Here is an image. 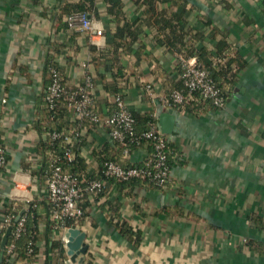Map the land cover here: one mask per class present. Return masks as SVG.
<instances>
[{
	"label": "crops",
	"instance_id": "0c3cea01",
	"mask_svg": "<svg viewBox=\"0 0 264 264\" xmlns=\"http://www.w3.org/2000/svg\"><path fill=\"white\" fill-rule=\"evenodd\" d=\"M62 1L0 0V134L8 161L0 175V264L6 258L1 248L8 231L3 229L6 210L20 213L29 200L42 198L34 184L45 159L40 142L48 139L38 122L49 68L58 65L62 81L75 87L82 81V63L90 66L101 115L113 112L115 87L131 110L150 113L160 128L161 117L172 112L171 131L165 134L177 160L166 188L143 184L117 204L105 203L119 195L116 182L106 183L102 198L90 202L78 224L88 246L83 264H264V0H183L191 20L209 19L217 38L226 39L246 62L226 106L197 116L162 104L160 96L179 84L181 70L177 53L157 44L153 25L142 27L145 50L118 56L116 65L103 54L107 33L115 30L107 5L99 0V16L93 18L105 35L104 41L97 38L98 46L86 33L57 27ZM138 7L127 1L125 16L131 18ZM158 8L171 12L170 5ZM53 42L59 48L54 54ZM147 84L155 89L152 97L145 92ZM65 118L74 120L75 115L67 110ZM92 132L79 151L98 173L100 161L91 144L99 149L111 141L103 130ZM147 153L141 148L131 159L117 153V163L140 165ZM17 191L27 202L14 197ZM117 222H127L141 233L137 247L120 234ZM48 239L45 229L33 264H53ZM15 261L27 264L26 259Z\"/></svg>",
	"mask_w": 264,
	"mask_h": 264
},
{
	"label": "built area",
	"instance_id": "2783aa9c",
	"mask_svg": "<svg viewBox=\"0 0 264 264\" xmlns=\"http://www.w3.org/2000/svg\"><path fill=\"white\" fill-rule=\"evenodd\" d=\"M61 5L57 10L61 12ZM69 29L75 32L88 34L92 41L101 46L97 38L104 41L105 35L103 29L98 25V21L87 16L85 13H73L65 15ZM180 65V82L183 85L182 90H173L160 96L162 104L166 108H178L181 112L185 106L194 100L201 102H210L214 107L222 109L227 104V99L223 96L221 90L214 83L209 72L202 68L196 58H189L184 54H177ZM80 75L82 81L75 87H68L61 79L57 69L51 67L48 71V81L44 87L43 101L48 104L50 109L57 108V102L62 103L68 110L73 112L75 119L83 121L89 120L87 128L78 126L72 131L73 138L64 137L66 143L73 146L75 142L81 143V138L88 133V130H103L111 141L112 148L119 150L123 158L131 159L132 153L137 149L150 147L151 154L147 153L146 158L140 165L132 164L129 167H123L114 161L103 162V175L105 179H90L85 173H69L63 169V161L72 162L76 154L72 148L64 149L63 153L45 152L44 163L39 170V184H34L35 191L42 190L40 202H46L50 207V222L53 228L51 241H60L68 251L67 244L69 239L66 236L72 227L78 228L79 221L84 218L85 212L82 207V201L86 192H90L92 197L90 202L95 204L93 196L99 195L106 188V183L110 180L114 182H125L131 179L149 180L154 186L165 188L171 180L172 170L167 165V149L169 139L162 132L159 125L153 124L149 130L141 135L137 134L135 128V119L133 113L125 100L116 96L113 104L116 109L112 114L99 115L92 108L96 105L95 84L90 73V66L82 63L80 66ZM155 89L151 84L145 86L147 96L152 97ZM199 96V97H196ZM42 124L41 118L39 121ZM41 134L50 137L51 141L60 139L62 135L53 132L46 134L41 129ZM132 145L136 146V150ZM88 159V158H87ZM94 162V160L92 161ZM6 146L2 135L0 134V175L7 167ZM89 163V159H88ZM96 168L98 165L93 164ZM17 187L19 186L16 184ZM38 186V187H37ZM14 197L18 200L27 202V197L20 196V193ZM29 203L35 201L29 200ZM30 206L24 207L20 213L6 210L3 219V229H11L9 243L5 247L6 259L12 264L17 259L16 241H18L27 232L28 210ZM68 219L71 225H65L64 220ZM32 250H29L31 252ZM64 264H76L71 261L67 254ZM83 264V263H82ZM85 264V263H84Z\"/></svg>",
	"mask_w": 264,
	"mask_h": 264
},
{
	"label": "trees",
	"instance_id": "16d2710c",
	"mask_svg": "<svg viewBox=\"0 0 264 264\" xmlns=\"http://www.w3.org/2000/svg\"><path fill=\"white\" fill-rule=\"evenodd\" d=\"M98 1L99 0H63L60 10L61 12L57 17V27L62 24L63 27L70 30L67 22L64 20V16L73 13H85L91 18H94V16L98 17L100 6ZM127 1L129 0H102V3L107 5V12L109 16L112 17L113 23L115 24V30L113 32L107 33L108 47L103 52L105 56L108 55V57H112L113 62L115 61V64L117 65L120 58L118 56L129 54L134 49H138V51L141 49L145 50L146 44L142 39V34L144 31L142 27L145 23H148L149 26L153 25L157 29L155 38L158 45L167 47L173 53H181L189 58H196L201 64L202 68L209 72V75L213 79L214 83L217 85V87H219L223 96L228 100L231 94V87L239 79L240 74L246 67V62L239 58L238 54L235 53L233 49H231V46L226 39L222 37L217 38V35L213 30L212 23L209 19H199L195 21L191 20V11L186 9L185 2L183 0H130L134 4L139 5V7L137 10H135L131 18H127L125 16V4ZM158 4H166L167 6L170 5L171 12L168 14L167 9H159ZM208 29H211L212 33L209 34L206 32ZM210 44L213 47H210ZM136 45L137 47H135ZM58 49L59 48L56 46V43L53 42V54ZM91 49L92 51L96 50L95 47H91ZM52 67L59 71L61 79H63L62 71L58 68V65H52ZM103 78L104 75L101 74V79L103 80ZM105 87L106 89L110 88H108L107 85H105ZM113 89L115 90V94L112 96V98L116 96L122 97L119 94L120 90L117 87ZM182 89L183 85L179 81V84L174 86V89L172 88L166 92ZM42 103L43 108L40 110L42 124L38 122V129L40 132L41 129L44 128V131H46L48 134L56 132L62 135L60 139H57L53 142L51 141L50 137H48L47 140L42 139L40 144L43 151H50V153L54 151L56 153L62 154L64 149L68 147L72 148L76 154V157L72 162L63 161V169L65 172H80L85 173L86 177L90 179H105L103 175V162H119L120 158L117 153L121 154V152L112 148L111 145L107 144L108 142L103 143L102 147L99 149L96 145L91 144V146H93L92 151L94 149L93 155H95L100 161L99 172L94 173L93 169L91 171V166L88 163V159L84 157V154H81L79 151H82V148L88 145L86 142L87 135L81 138V143L75 142L73 146L67 144L64 138H73L72 131L80 125L87 128L89 125V120L85 119L80 121L79 119L68 120L65 118L66 111L68 109L62 103V101L57 102V108L55 110L50 109L48 104H46L44 101ZM209 108L218 109L210 102H201V104H199L197 101H191L185 106V110H188L187 112L194 116L200 115L201 111H205ZM92 109L96 114L101 115L96 105H94V108ZM115 109L116 108L114 105L113 112ZM131 112L133 113L135 119V128L138 135H141L149 130L153 124H157L156 120L148 112L138 113L137 111L133 110H131ZM88 132H92V130H88ZM144 143L146 142L142 140V148ZM132 147L136 150V146L132 145ZM147 149L148 154H151L152 150L150 147H147ZM122 163L124 164V162ZM167 165L171 170L175 165H177V160L173 158L171 144L168 145L167 149ZM169 182L166 184L165 188L168 186ZM116 183L117 187L119 188V195L117 199L115 198L113 201L109 200L108 202H105L107 205H112L114 203L117 204V201L121 200L125 196L133 195L135 190H137L138 187L143 184H146L149 187L153 186L155 188L162 189L161 187L154 186L153 183H151L148 179H131L129 181ZM102 195L103 193L97 195V199L100 200ZM91 197L92 194L90 192H86L84 195L81 204L85 213L91 204ZM93 197L94 199L96 198V196ZM105 203L101 204L102 207L105 205ZM29 206L30 208L27 212V232L18 241H16V251L18 253L17 259H26L27 264H33L36 261V256L40 252V243H42L44 240L45 229L47 235L48 220L45 218V215L47 216L50 207L46 202L38 201L30 203ZM113 210L114 212L118 211L117 209V211L115 209ZM64 222L65 225H71L72 223L68 219H65ZM115 224L118 227L120 234L132 242L133 245L137 247L140 244L142 235L139 231L134 230L133 227L127 222H122L121 224L117 222ZM48 228L47 239L49 237L48 241H50V252H52L53 255V258L51 259L54 260L53 264H64L63 260L66 258L63 259L61 263L57 260V257L64 258L63 255L65 250L63 249V245L60 243V241H51L53 235L51 222ZM246 245L249 247V249L253 248V244L249 240L246 241ZM29 250L32 251L29 252ZM6 261L8 260L4 255L3 262L5 264H12L10 261L8 263ZM13 264H16V261Z\"/></svg>",
	"mask_w": 264,
	"mask_h": 264
},
{
	"label": "water",
	"instance_id": "95a60500",
	"mask_svg": "<svg viewBox=\"0 0 264 264\" xmlns=\"http://www.w3.org/2000/svg\"><path fill=\"white\" fill-rule=\"evenodd\" d=\"M56 15H57V13L55 14V16ZM52 28H53V26H52ZM171 114H172V112H168L167 114L163 115L161 117V119H160L161 126H162L160 129H162V132H164V133H167V132L171 131L170 130V126L172 125V121L174 119V117ZM39 180H38V184H39V187H40L41 185H40V181ZM47 220H48V227H49V224H50V210H48ZM48 227H47V236H48V229H49ZM66 236L69 239V243L67 244V247H68L67 254L70 256L71 261L73 263L82 264L83 260H84V255L87 253V250H88V246L84 242L85 237H86L85 233H83L78 228L72 227L71 229H69V231L66 234ZM9 237H11V229H8L5 237L3 238V241H2V244H1V248L2 249L5 248ZM48 251H49V242L47 241V253H48Z\"/></svg>",
	"mask_w": 264,
	"mask_h": 264
},
{
	"label": "bare ground",
	"instance_id": "6f19581e",
	"mask_svg": "<svg viewBox=\"0 0 264 264\" xmlns=\"http://www.w3.org/2000/svg\"><path fill=\"white\" fill-rule=\"evenodd\" d=\"M17 193L19 194L20 192H19V191H17Z\"/></svg>",
	"mask_w": 264,
	"mask_h": 264
}]
</instances>
